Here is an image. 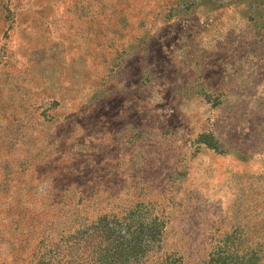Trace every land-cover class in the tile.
<instances>
[{
    "label": "rangeland",
    "instance_id": "obj_1",
    "mask_svg": "<svg viewBox=\"0 0 264 264\" xmlns=\"http://www.w3.org/2000/svg\"><path fill=\"white\" fill-rule=\"evenodd\" d=\"M0 264H264V0H0Z\"/></svg>",
    "mask_w": 264,
    "mask_h": 264
},
{
    "label": "trees",
    "instance_id": "obj_2",
    "mask_svg": "<svg viewBox=\"0 0 264 264\" xmlns=\"http://www.w3.org/2000/svg\"><path fill=\"white\" fill-rule=\"evenodd\" d=\"M137 235V232L135 233ZM135 238H134V243L133 244H128L127 250H126V256H132L134 254V249H135Z\"/></svg>",
    "mask_w": 264,
    "mask_h": 264
}]
</instances>
